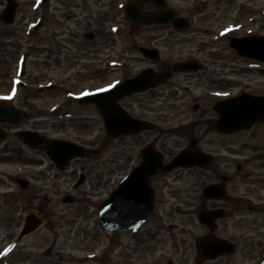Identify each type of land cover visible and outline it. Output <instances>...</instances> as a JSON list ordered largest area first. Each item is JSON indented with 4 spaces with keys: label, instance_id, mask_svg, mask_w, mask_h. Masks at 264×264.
<instances>
[{
    "label": "rangeland",
    "instance_id": "374dc122",
    "mask_svg": "<svg viewBox=\"0 0 264 264\" xmlns=\"http://www.w3.org/2000/svg\"><path fill=\"white\" fill-rule=\"evenodd\" d=\"M17 1L20 7L15 24L7 26L0 20V98L11 88L14 90L18 87V84H14L16 80L19 81L20 64L17 59L22 53H27L29 59L26 76L20 81L24 87L18 88L12 105L26 107L29 116L19 127L3 126L8 131L9 138L5 144H0V151L4 152L6 149L16 147V152L21 151L27 156V161H30L33 167L21 172L19 168L24 166L23 163L8 164L6 162L8 156L0 153V264H102V258L95 262H84L85 258L89 257L85 254L88 250H95V254L99 255L101 246L110 244V240L102 235V229L98 224V208L95 209L94 205L107 199L119 182L141 162L139 147L147 141L155 142L156 148L168 161L189 144L187 133L181 132L180 126L190 121H205L209 115L214 119L217 118L213 114L215 112L212 105L211 109L201 110L198 114L192 109L195 96L204 97L206 92L204 88L208 87L201 83L198 85L201 87H193L183 82L182 86L187 89L180 92L179 96L185 95L183 100L176 103L175 100L159 101V104L166 103L168 107L161 109L162 107L157 105L155 110L146 109V117L154 121L155 129L143 134L141 136L143 138H127L115 142L107 139L106 142V133L97 112L91 107H79L75 104L65 108V112L69 111L77 118L86 119L53 122L54 119L50 118L51 110L57 106L63 91L49 90L41 94L35 90L39 84L45 86L47 81H56L48 76L45 77L46 71L40 66L39 52H37L40 40L43 41L50 36L54 39L53 30L50 31L49 37L42 35L43 32L41 35L34 32L30 36L28 27L39 13L40 0ZM5 5L6 1L0 0V15ZM57 5V0H50L45 5V9L48 8L50 13L57 14L55 9ZM172 6L180 8L184 16H188L191 27L183 34L168 32L171 46L175 45L177 50L183 51L184 57L189 56L199 60L204 65L207 75L214 77L218 86L223 81L222 87L230 81H234L233 85L236 83L233 88L214 92V98L225 97L222 94L224 91H229L228 95L235 94L241 87H246L254 93H264V78L250 79L249 86V79L242 77L241 70L237 68L250 64L235 59L236 52L229 47V40L232 37L264 34V0H180V2L172 0ZM181 7L185 10L189 9L186 15ZM52 47L54 51V44ZM146 64L147 62L133 61L128 65V73L140 72ZM248 73L252 74V72ZM120 75L119 73L108 78L101 77L100 80L94 76L81 80V77L72 75L70 78H64V84L66 88L71 89L73 86V90L79 92L80 90L76 88L78 83L81 88L85 86L97 88L115 81ZM177 80L183 81L184 76L179 75ZM238 81H243L241 87L237 86V83H240ZM201 103L205 105L204 102ZM23 129L39 131L49 139L62 138L84 142L100 153H93L91 158L76 161L66 171L59 172L44 153L28 149L19 137L15 136ZM260 129L261 127H256L255 130ZM204 136L205 133L202 137L206 149L221 151L222 144L227 142L226 138L211 131ZM242 137L244 136L240 134V137H235L233 142L228 140L234 147L233 151H241L243 142H249ZM134 141L137 142L136 145L133 144ZM211 142H214L215 146L211 145ZM222 154L229 156L224 151ZM83 169L87 181L75 190L74 185ZM16 176H24L32 186L44 190V195L46 194L48 199L43 198L38 202L25 204V201H20L11 195L4 197L3 193L7 191L8 186L12 192L17 190V185L13 181ZM212 180L214 179H211L209 174L191 169L166 175L157 182L161 192V204L157 214H161L164 223L157 218L149 223L145 235L136 238L123 236L125 242L130 241V237L136 239V245H139L137 264H168L170 260L174 264H195V241L197 237L207 233L197 219L199 205L203 203L200 200L201 188ZM166 184L169 188H166ZM11 191L9 193H12ZM67 194L86 201L90 206L80 207L77 204L63 203V198ZM29 209L41 210L45 213L46 224L34 235L20 241L19 234ZM250 217L252 219L257 216ZM220 228L219 235L228 238L241 230L234 228L230 221L222 222ZM149 232H151V243H147L146 238ZM48 250H52L50 258L43 256ZM250 251L255 254V250L250 249ZM128 256L129 254H123L124 259ZM243 256L242 249L235 257L206 264H250V261Z\"/></svg>",
    "mask_w": 264,
    "mask_h": 264
},
{
    "label": "flooded vegetation",
    "instance_id": "af4514ba",
    "mask_svg": "<svg viewBox=\"0 0 264 264\" xmlns=\"http://www.w3.org/2000/svg\"><path fill=\"white\" fill-rule=\"evenodd\" d=\"M157 1L158 3H153L148 0H57L58 5L55 6L57 14L54 12L50 13L48 8H43L38 13V20L41 21V28L38 34L41 35L43 32L42 35L49 37L51 30H53L54 34L52 35L54 39L50 36L43 41L40 40L41 44L38 46V50L40 66L46 71L45 77L48 76L52 78V80L56 79V81L53 80L55 85H53L52 90L63 91V96L58 100V103H61L59 109H62L61 106L64 105H72L74 99H72L71 96L74 93H78L73 90V86L71 89L65 87V77L70 78L74 75V77H81V80H87L86 77L94 76L100 80L101 77L108 78L120 73L121 75L119 78L121 79L117 78L115 81L113 80V82L118 81L121 83L125 80L134 78L145 69H151L152 72L154 71V73L158 75H168L167 80L161 79L155 87L147 92L134 94L119 101L122 109L126 111L130 117L148 122L150 127L147 131L137 136L120 137L118 139H113L112 142L127 138H143L141 137L143 134L152 132V130L155 129L154 121L146 117V109L155 110V106L157 105H160L162 107L161 109L168 107V104H159V101L167 102L168 100H175L176 103L183 100L185 95L181 94V96H179L181 91L187 90L182 86L183 82H186L188 85H193V87H201L198 86L200 83L208 87L204 88V91H206L204 97L206 98H204L203 95L200 97L195 96L194 98L192 109L196 114L201 110L211 109V105L214 111V106L218 102L243 94L264 96V93H254L246 87H241V82L243 81H238L240 83H237V86L241 87L238 92L228 95L229 91H221L225 97L214 98V92L233 88V86H236V83L233 85L234 81H230L226 83V85H229L222 87L223 81L222 84L218 86L219 84L214 81V77L207 75L208 73L205 71L204 65L199 62V60L194 57H184L183 51L177 50L174 47L175 45L171 46L168 32H180L174 29L172 22L183 17L189 19L186 15V11H189V9L185 10V8L181 7L185 10L186 16H184L183 12L179 10L180 8L171 5V0ZM178 1L180 2V0ZM129 5H131L132 16L127 15ZM135 12L140 13L142 18L156 16L159 22H165V19L169 18L168 20L171 21V23L158 24L155 23L154 20L150 24L139 23L138 21L142 18ZM172 12L174 15L170 16ZM189 22L190 26L188 29L191 27L190 19ZM240 37L245 36L242 35ZM53 44L55 47L54 51L52 47ZM52 51L53 53L50 54ZM146 51H149V54H146ZM234 58L238 61L252 64L237 68L241 70L240 74H242V77H247L249 79V86L251 83L250 79L253 80L255 77L264 78V63L242 58L238 55H235ZM133 61L147 62V64L142 67L140 72L129 74L128 65ZM195 61L200 63L201 71L176 70L179 64ZM248 72H252V74ZM179 75L184 76L183 81L177 80ZM195 75L197 77H195ZM210 87H217L219 89H209ZM76 88L80 91L83 89L80 87V83L76 85ZM201 102H204L205 105ZM76 103L78 104V101H76ZM181 105L185 106V104ZM79 106L91 107L96 110L93 105L86 106L79 104ZM139 111H143V113H139ZM203 113L204 112H202V115ZM213 114L217 116L216 119L212 118V115H209L205 121H190L179 128L181 132L187 133L186 138L189 141V144L181 151L189 149L195 153H199L203 158L205 157V165L194 169L209 174L211 179H214L201 188L200 200L203 203L199 205L197 211L198 222L200 220V211L202 208H206L210 212H218L221 216L214 222V230H212L211 227H206L199 223L207 231L206 234L199 237L212 234L230 242L234 247V255L225 256L216 261L208 262H217L228 257H235L239 250L243 249L244 259L250 261V264H259L264 258V123L255 124L251 129L240 131L235 134H218L215 131L218 114L216 112ZM256 127H261V129L255 130ZM210 131L227 139V142L222 144L221 151L218 149L212 150L204 148L202 134L205 133L206 136ZM240 134L244 136L242 138L249 142H243V149L241 151H233L234 147L231 146L228 140H232L233 142V139L235 137H240ZM7 140L8 139L1 142V144H5ZM136 143L137 142L134 141L133 144L136 145ZM210 144L215 146L214 142ZM10 145L11 144H8V146ZM216 145L219 146V144ZM148 146L155 148L156 143L147 141L146 144L139 147V158L141 160L143 155L142 150ZM223 151L229 154V156H223ZM0 153H4V156H8L6 161L8 164L23 163L24 166L19 168L21 172H25L24 169L28 167H33L30 161H27V156L23 155L21 151L18 153L16 152V147L10 150L6 149L4 152L0 151ZM92 155L93 153L80 160L89 159ZM84 170L85 169L82 170L80 175H83ZM186 170L187 169L178 171ZM75 172L76 170L74 173ZM170 175L171 174H167V176ZM165 176L166 175H160L151 179V185L155 194L154 213L142 228L136 232L129 231L113 237L102 230V235L105 239L110 240V244L108 245L107 243L103 247L101 246L99 255L95 254V250H88L85 254H95V257H86L84 262H95L98 261L99 258H102V264L138 263L139 245H136V239H132L131 237L136 238L145 235L149 223L155 221L157 218H160L164 223L161 214H157L158 207L161 204V192L157 182ZM3 178L6 179L5 176H3ZM20 179L28 182L26 188L18 185ZM13 181L17 185V190L12 192L8 186L7 191L3 193L4 197L6 195H11L20 201H25V204L38 202L43 198L48 199V196L46 194L44 195V190L32 186L30 181L24 176H16L13 178ZM210 186H220L222 188L223 197L206 199L205 191ZM74 188L78 190L80 187ZM166 188H169L168 184H166ZM10 191L12 193H9ZM53 194L56 195L55 192H53ZM67 197H72L74 204L80 205V207L90 206L86 201L78 199L71 194H67L65 198H63V203ZM94 206L96 209V205ZM27 212L40 215L47 219V216H45V213L41 210L29 209ZM253 215L257 217L251 219L250 216ZM224 221H230L234 228H240L241 230L237 234H232L229 238L220 236V224ZM150 233L151 232L146 236L147 243H151ZM124 235L131 236L130 239L133 241L130 240L125 242L123 240ZM199 237H197V239ZM148 246L151 247L150 245ZM250 249L255 250V254H252ZM51 254L52 250H48L47 254L43 256L50 258ZM123 254H129V256L124 259ZM168 264L174 263L170 260Z\"/></svg>",
    "mask_w": 264,
    "mask_h": 264
},
{
    "label": "water",
    "instance_id": "95a60500",
    "mask_svg": "<svg viewBox=\"0 0 264 264\" xmlns=\"http://www.w3.org/2000/svg\"><path fill=\"white\" fill-rule=\"evenodd\" d=\"M48 0L44 1V4ZM135 1V0H133ZM158 3L157 0H148ZM8 7L1 16L6 24H11L17 9L14 0H7ZM140 17V13L135 12ZM127 15L132 16L131 6H128ZM174 13H170L173 16ZM169 16V15H168ZM142 18V17H141ZM159 22L156 16H147L140 19L139 23H168ZM176 29L188 27V22L179 19L174 23ZM240 56L249 57L264 62V36L233 39L230 43ZM149 54V53H147ZM177 70L191 71L198 70L195 63L180 64ZM168 75H157L146 70L140 76L132 80H127L117 87L85 96L80 99L83 104L93 103L102 113L107 134L113 138L120 136H134L142 133L147 128V124L137 121L126 114L118 101L125 96L147 91L154 87L161 79H167ZM215 110L220 114L216 123V130L219 133H235L240 130L249 129L255 123L264 122V97H253L243 95L225 102L216 104ZM24 118V113L8 105H0V121L18 125ZM5 132L0 130V140L5 139ZM22 140L29 146L36 149H46L50 159L60 168H64L71 160L86 155V150L78 145L64 141L47 142L44 137L30 131L21 133ZM205 157L199 153L186 150L176 156L167 165L164 164L162 155L152 147L143 151L142 164L134 169L132 173L111 193L109 199L100 206L99 221L103 229L116 235L121 232L138 229L152 215L154 210L155 194L150 184V179L156 175L166 174L176 168H194L204 166ZM84 182L82 177L78 185ZM18 183L26 188L27 181L19 180ZM206 199L222 198V188L220 186H210L205 191ZM72 198H67L65 203H72ZM218 212H210L206 208L200 211V222L207 227L215 229L214 222L219 219ZM44 220L30 214L26 219V224L20 237H24L37 230ZM197 264L205 260H214L225 255L234 253L233 245L216 238L210 234L199 238L196 243ZM264 264V260L260 263Z\"/></svg>",
    "mask_w": 264,
    "mask_h": 264
},
{
    "label": "snow or ice",
    "instance_id": "6c2138e0",
    "mask_svg": "<svg viewBox=\"0 0 264 264\" xmlns=\"http://www.w3.org/2000/svg\"><path fill=\"white\" fill-rule=\"evenodd\" d=\"M119 83L118 81L114 82V83H109L104 87L101 88H97V92H105V91H109L110 89L114 88L115 85ZM4 98H10V97H4Z\"/></svg>",
    "mask_w": 264,
    "mask_h": 264
}]
</instances>
